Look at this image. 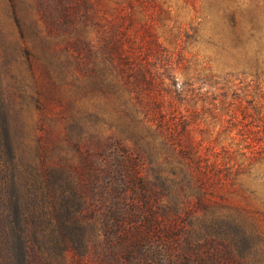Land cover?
I'll list each match as a JSON object with an SVG mask.
<instances>
[{"label": "rangeland", "instance_id": "obj_1", "mask_svg": "<svg viewBox=\"0 0 264 264\" xmlns=\"http://www.w3.org/2000/svg\"><path fill=\"white\" fill-rule=\"evenodd\" d=\"M12 2L0 0V123L42 264H264V0ZM157 81L190 156L243 162L250 143L249 201L195 183L184 152L143 120ZM77 142L101 145L88 170ZM129 159L144 181L130 183Z\"/></svg>", "mask_w": 264, "mask_h": 264}, {"label": "trees", "instance_id": "obj_2", "mask_svg": "<svg viewBox=\"0 0 264 264\" xmlns=\"http://www.w3.org/2000/svg\"><path fill=\"white\" fill-rule=\"evenodd\" d=\"M14 9V2L10 0ZM126 6L131 10L133 9V5L131 0H126ZM130 15V21H132ZM229 26L231 28L234 27L236 23L234 12H230L228 17L226 18ZM139 29L143 30V26H138ZM252 29V28H250ZM251 31H254L252 29ZM68 51V48H65ZM73 61L76 62L75 58H72ZM122 62H126L117 57V68L119 73L126 76V78H130L128 72L130 71L126 65ZM133 78V82L130 83L132 89H137L138 85L141 82H144L143 73H137V76H131ZM146 81V80H145ZM155 87V91L158 96H160L159 101L156 102L154 109L152 107L146 106L141 116L143 120L149 122L150 124H154L159 135L163 136L166 142H169L171 145L179 147L180 150L184 152L183 159L187 162V167L191 175H193L195 183L198 185L203 183L208 184H229L234 187L236 192L239 194L241 200L247 202L250 200L249 196L244 192L242 185L240 184L239 177L244 173H248L250 168H252L253 162L256 160V157L253 155L250 148V143L244 147L245 154L243 155V162H239L233 159L231 155L225 156H216L213 158L208 157H192L189 155L187 151V146L190 144L189 140H184L179 134L175 132L176 124L171 121L168 122L165 120V107L163 106L164 102H166L163 96V90L161 88V82L157 81ZM138 95V93H137ZM147 100L150 99L149 95H146ZM110 142L117 144L119 147H122L119 139H112ZM202 141H198L197 144H200ZM101 147L100 143H94V145H84L77 142L75 147L77 151H79L80 156L82 158L83 166L88 170L90 169V153L91 151H95L93 147ZM128 150V149H127ZM124 150L121 148V152ZM132 151V150H130ZM127 152V151H126ZM226 154V153H225ZM245 162V163H244ZM121 163V161H120ZM125 168V171L128 175V180L130 183H134V181L139 178L144 181V177L141 174V170L137 167L136 164L133 163L132 160L129 159L127 165L121 164L120 168ZM18 173L17 170V158L14 154V147L11 144L6 126L2 122L0 123V264H42V258L39 252H37L33 245L31 244V240L24 232V220L21 219L19 213L17 212L16 207V197L13 193L14 186V178ZM94 174V173H93ZM92 174V181L94 180V175ZM94 182V181H93ZM96 183V181L94 182ZM144 183V182H143ZM115 236L113 234H109L105 238V242L109 248L116 247V242H114ZM123 242L120 244L122 247L120 250H125L127 242ZM123 248V249H122ZM228 253V251H227ZM229 254V253H228Z\"/></svg>", "mask_w": 264, "mask_h": 264}]
</instances>
